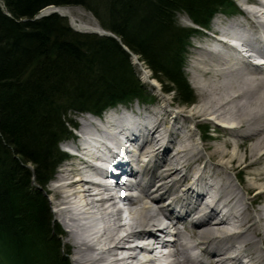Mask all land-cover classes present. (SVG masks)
Returning <instances> with one entry per match:
<instances>
[{"label":"bare ground","instance_id":"6f19581e","mask_svg":"<svg viewBox=\"0 0 264 264\" xmlns=\"http://www.w3.org/2000/svg\"><path fill=\"white\" fill-rule=\"evenodd\" d=\"M243 1L237 9L230 0L237 17L220 8L212 18L223 12L231 18L201 28L191 72L202 100L190 114L123 106L81 119L76 142L65 145L76 155L50 186L74 264H162V257L139 258L151 253L159 232L177 236L170 264H264V0ZM78 27L102 32L97 22ZM200 117L222 124L218 143L205 142L192 127ZM100 151L116 153L112 176L97 167L106 160ZM116 177L131 189L115 192ZM77 205L92 213H76Z\"/></svg>","mask_w":264,"mask_h":264},{"label":"trees","instance_id":"16d2710c","mask_svg":"<svg viewBox=\"0 0 264 264\" xmlns=\"http://www.w3.org/2000/svg\"><path fill=\"white\" fill-rule=\"evenodd\" d=\"M75 5L118 40L74 31L57 13L35 19L49 6ZM227 7L230 0H0V242L11 261L24 260L22 232L33 229L49 241L50 209L32 184L44 188L66 158L58 145L72 135L68 125H76L68 115H101L143 93L130 53L144 57L166 92L193 103L183 64L197 29L177 25L176 14L207 28ZM51 246L44 242L40 255L50 251L54 264H63Z\"/></svg>","mask_w":264,"mask_h":264},{"label":"rangeland","instance_id":"374dc122","mask_svg":"<svg viewBox=\"0 0 264 264\" xmlns=\"http://www.w3.org/2000/svg\"><path fill=\"white\" fill-rule=\"evenodd\" d=\"M246 1V0H245ZM232 5H236L237 9L239 8H244L242 6V2H244L243 0H231ZM251 4H253L254 6H256L254 3L250 2ZM59 9L61 11H64L65 13L68 14V16H62L65 17L68 20V23L70 25V27L74 30L77 31L79 33H85V34H96L99 35L100 37H112L114 39H117L118 37L113 34L112 32H110L109 30H106L102 27L101 22L95 17V15L89 11L88 9H86L83 6H65V7H56V6H49L47 8H45L42 12H46V13H51L52 11L55 10H47V9ZM241 8V9H242ZM224 10H226V12H228L229 14H235L236 8H234L233 6L231 7H227ZM41 12V13H42ZM83 12V14H81ZM40 13V14H41ZM243 13V12H242ZM37 15L35 17V19H40L42 17H46V16H40ZM230 14V16L232 17L233 15ZM227 16L226 13H218L215 17H213L210 21V24L208 26V30L210 31V29H212L213 25L220 19L221 21L225 20L228 21V19H230L231 17ZM78 18V21L75 23H73V19ZM233 17H237V16H233ZM94 22H93V20ZM176 19H177V25H179L182 28H194L197 29L189 38L187 41V45L185 47V63L183 64V72L190 84L191 89L194 92V96H195V101L193 103L190 104H183L180 100V98L177 96V94L174 91L171 92H166L165 90V84H161V82L157 81V79L155 78L154 72L153 70L149 67L148 62L144 59L143 56L141 55H132L131 58V63L130 65L132 66V70L135 73L136 78L139 81L140 84V89L143 91V93H139V95L132 97L131 99H125L124 101H121L119 103H117L114 107L110 108L109 110H107L102 116L99 117H107L106 115L109 113H115L118 110H120V108H122L123 106L125 107H136V109L138 107L142 108V109H148L150 110H154V111H159L161 109H166L170 112L173 113V111L178 112L179 113H187L190 114L192 112L191 109L195 108L196 105L202 100L201 95L199 94L198 90L196 88H194L193 86V78H192V64H193V47L195 45H197L199 43L200 40L203 39L204 36V30H201V28H198L195 24H193L191 18L189 17V15L185 12H179L176 14ZM97 22L98 25L102 28V32H94V30L92 29H80L78 27V25L80 23L83 24H88L89 26L93 27L94 23ZM104 33H107L108 35H104ZM169 44V43H168ZM166 47V46H165ZM127 50V49H126ZM191 50V51H190ZM128 51V50H127ZM164 83V82H163ZM173 88V86H171ZM170 87V88H171ZM92 115L93 113L90 111H86V112H71L68 115V118L73 120L76 123V127L73 128L72 125H68L69 130L72 132V135L70 136L71 139L66 138L65 140H63L58 146L59 149L66 153V158L63 160V162L61 163V165L56 169L55 175L54 177L49 181V183L44 187L41 188L39 186H37L35 183L32 184L33 186V194H36L37 196H40L42 198H44L46 200V203L50 209V220L48 223L49 229H50V234H49V241L42 238V240L38 237H36V235H34V231L32 229V233L28 232V231H24L22 232V236H21V242L20 245L22 246L23 249V256H21L20 258H24L23 261H19V259H15L14 261L10 260L9 258H11L12 252H8V250L5 249V247L2 245L3 242H0V264H34V261L32 260L33 257H41V258H45L44 260H47V264H54L53 260H52V253L50 251H47L48 253V257L46 258L45 255L43 254V257L40 255L41 249H43V243L45 242L46 244H53V249L54 250H58L59 253H62L60 259H63V264H74L73 262V253H69L67 250V247H65L66 245V241H65V234L67 233V229L61 224V222L58 220V215L56 213L57 209L56 206L54 204V198L52 193H50V186L55 185L57 178L59 176L60 173V169L64 168L67 166V164L71 161V157H73V155L71 153H69L66 150L65 145H68L69 142H76V138H78L77 133L79 132L78 129L82 126L81 124V119H83L84 117H86L87 115ZM141 115V113H140ZM142 116V115H141ZM192 127L197 126L200 129V133L198 132L199 136L202 134V138L205 140V142L207 143H218L216 141H214L215 136L219 135L220 129L223 128V126H220L222 124H220V122L215 121L214 119H210V118H195L192 121ZM221 127V128H220ZM208 152V151H207ZM70 159V160H67ZM31 168V167H30ZM32 170V168H31ZM231 178L238 184V180L236 179V174L232 173ZM48 190V191H47ZM114 193V191H113ZM124 214L127 213L124 212ZM126 220L128 222H131V217L127 216ZM61 232V233H60ZM28 233L32 234V239L31 241L29 240V235ZM47 236V235H46ZM53 239V242H52ZM29 241V242H28ZM41 241H43L41 243ZM55 243L57 244V247H55ZM136 242H133V245ZM40 244V247H39ZM65 245V246H64ZM57 248V249H56ZM67 251V253H66ZM29 259V260H28ZM50 259V261H48Z\"/></svg>","mask_w":264,"mask_h":264},{"label":"water","instance_id":"95a60500","mask_svg":"<svg viewBox=\"0 0 264 264\" xmlns=\"http://www.w3.org/2000/svg\"><path fill=\"white\" fill-rule=\"evenodd\" d=\"M51 13H57V11H52ZM51 13L42 12L39 17L49 15ZM104 35H108L107 33H104Z\"/></svg>","mask_w":264,"mask_h":264}]
</instances>
